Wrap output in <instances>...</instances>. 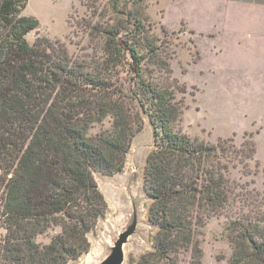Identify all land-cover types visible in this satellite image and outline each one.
Here are the masks:
<instances>
[{
	"label": "trees",
	"instance_id": "1",
	"mask_svg": "<svg viewBox=\"0 0 264 264\" xmlns=\"http://www.w3.org/2000/svg\"><path fill=\"white\" fill-rule=\"evenodd\" d=\"M77 1L71 52L38 34V21L23 15L28 0H0V264H69L87 254V236L107 211L94 175L123 171L145 121L152 150L143 191L154 234L134 264H201L202 231L220 218L229 264H264L255 143L209 144L176 128L186 87L150 35L145 0Z\"/></svg>",
	"mask_w": 264,
	"mask_h": 264
},
{
	"label": "rangeland",
	"instance_id": "2",
	"mask_svg": "<svg viewBox=\"0 0 264 264\" xmlns=\"http://www.w3.org/2000/svg\"><path fill=\"white\" fill-rule=\"evenodd\" d=\"M166 15L175 17L177 10L187 12L194 5L191 0L172 3L163 0ZM151 6V7H150ZM143 16L146 17L150 35L160 43L171 57L174 77L186 87L184 110L176 128L192 139L216 144L219 140H233L239 146L245 139L255 143L256 154L251 163L257 174L252 177L255 186L264 187V56L258 70L253 75L245 74L250 80L236 81L234 74H225V62L235 57L223 54L217 58L206 56L204 61V41H197L187 34L186 26L181 23L174 30L159 27L152 17L158 12L155 0H145ZM150 7L148 15V9ZM83 8L77 0H28L24 16L33 17L39 23V35L50 40H60L68 45L69 19ZM35 33L26 36L29 44L34 42ZM71 52L73 46H69ZM264 51V47L262 48ZM205 65L211 66V73L204 71ZM218 66V67H217ZM253 76V77H252ZM216 77V80L213 78ZM238 77V76H237ZM237 79V78H236ZM245 84L246 86H242ZM152 150V129L145 121L142 131L137 134L126 157L125 166L120 174L106 177L94 175L98 189L103 195L107 211L99 219L96 227L88 234L90 250L77 261L69 264H99L109 253L110 248L137 215V229L124 245V263L134 264L141 255L151 251V238L154 230L147 220L149 201L143 191V169L147 155ZM257 164V168H255ZM4 231L0 228V239ZM201 264H229L231 249L224 234V219H212L202 231ZM46 237L38 242L47 243ZM180 264H187L181 261Z\"/></svg>",
	"mask_w": 264,
	"mask_h": 264
},
{
	"label": "crops",
	"instance_id": "3",
	"mask_svg": "<svg viewBox=\"0 0 264 264\" xmlns=\"http://www.w3.org/2000/svg\"><path fill=\"white\" fill-rule=\"evenodd\" d=\"M162 2L155 0L159 7L155 17L149 13L151 6L148 9V15L159 27L174 30L184 23L188 35L196 41L198 38L204 41V61L206 56L217 58L226 54L235 57L222 66L226 68L225 74H234L233 79L244 80L250 86L245 74L256 73L260 63L256 58L264 56V0H191L195 4L185 13L177 10L175 17L171 16L172 11L166 15ZM210 67L204 62V71L211 73Z\"/></svg>",
	"mask_w": 264,
	"mask_h": 264
},
{
	"label": "water",
	"instance_id": "4",
	"mask_svg": "<svg viewBox=\"0 0 264 264\" xmlns=\"http://www.w3.org/2000/svg\"><path fill=\"white\" fill-rule=\"evenodd\" d=\"M138 221L134 209L133 219L127 228L118 235V238L110 248V253L99 264H123L124 251L123 247L128 242L129 238L135 234Z\"/></svg>",
	"mask_w": 264,
	"mask_h": 264
}]
</instances>
